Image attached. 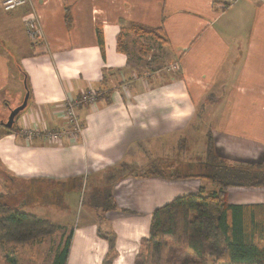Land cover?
<instances>
[{"label": "crops", "instance_id": "1", "mask_svg": "<svg viewBox=\"0 0 264 264\" xmlns=\"http://www.w3.org/2000/svg\"><path fill=\"white\" fill-rule=\"evenodd\" d=\"M1 1L0 122L22 102L24 83L30 91L15 129L5 132L0 124V176L11 186L45 184V192L55 197L59 187L67 195L88 188L93 176L88 210L79 222L61 223L64 215L51 207L41 210L42 215L34 214L56 227L67 226L70 240L64 264H102L108 244L98 229L115 234L111 264H135L156 208L200 187L214 190L205 178L170 179L144 175L145 171L119 177L117 171H108L130 160L133 166L145 162V149L160 152L161 167L177 163L176 159L197 164L194 156L178 158L172 152L179 151L178 146L184 152L187 147L200 152L203 164L210 136L216 157L226 163L264 161V0L230 4L227 0H28L11 11H3ZM28 17L38 26L34 40L25 32ZM120 25H125L127 53L116 49ZM133 26L148 32L162 27L167 42L155 43L152 54L144 51L152 61L144 62L129 50L126 35ZM97 28L104 38V57ZM140 36L138 42L143 44ZM89 89L100 95L96 104L77 108L83 130L76 140L46 144L39 134L25 138L23 126L40 132L58 130L63 125L62 102ZM99 178L105 183L113 180L110 192L117 206L104 214L91 203ZM140 194L147 198L140 199ZM226 200L235 205L264 204V188H229ZM19 203L24 208L26 197ZM0 264H4L1 256Z\"/></svg>", "mask_w": 264, "mask_h": 264}, {"label": "trees", "instance_id": "2", "mask_svg": "<svg viewBox=\"0 0 264 264\" xmlns=\"http://www.w3.org/2000/svg\"><path fill=\"white\" fill-rule=\"evenodd\" d=\"M65 12L69 24L68 9ZM124 26L120 25L116 49L127 53L123 43ZM130 30L139 35H151L160 43L167 42L161 26L151 32L139 26ZM96 34L101 56L104 57L103 34L98 28ZM27 91H30L29 87ZM97 92L99 96L100 91ZM205 155L206 161L203 164L198 162L199 166L206 165L202 173L183 175L174 168L148 169L144 173L170 179L205 178L214 190L205 192L200 187L195 193L177 196L156 208L151 213L148 237L140 240L135 264H264V204L235 205L226 200L229 188H264V161L254 165L225 164L214 156L210 136L206 138ZM193 165L187 167L193 170ZM92 204L101 209V214L117 209L110 191L94 197ZM55 228L48 220L0 202V242L28 243ZM97 234L108 244L102 264H111L116 256L115 234L99 229ZM69 240L70 236H67L52 264H64Z\"/></svg>", "mask_w": 264, "mask_h": 264}, {"label": "rangeland", "instance_id": "3", "mask_svg": "<svg viewBox=\"0 0 264 264\" xmlns=\"http://www.w3.org/2000/svg\"><path fill=\"white\" fill-rule=\"evenodd\" d=\"M136 35L139 36V34H136V33L133 34V32L132 33L127 32L126 36H127L129 50H131L134 57L138 55L140 56L141 59L144 60V62H145V58H149V59L151 58V61H152L153 60L152 56L144 55V51L146 54H149V53L152 54L153 52H150V47L155 45V43H158L159 45L160 42L156 40L154 37H152L151 35L145 36L146 35L145 34V35L140 36L141 38L140 41L144 42L143 44H140L138 42L139 41L138 36ZM142 38H146V39L148 38L151 41H145V40H142ZM137 50L139 53H137ZM60 109L62 110V105H60ZM5 117L6 116L3 113V118L5 119ZM78 120L80 121V128H81L80 130H83V122L80 119V117L78 118ZM2 121L4 122V120ZM42 139L46 144H56V143L60 144L63 139L70 141L67 138H63L60 142H52L47 138H42ZM198 148L199 147H194L195 150ZM155 149L158 150V148H155ZM178 150L179 151H172L173 153L178 154V158H181V157L188 158V157L194 156V160H192L194 161V163L196 162L198 163L202 161V157H201L202 154L200 152L191 151V149L188 147L186 151L184 152L181 149V146H178ZM142 154L145 159V162L142 161L140 163L139 161V163H136V166H133L134 163H132L130 160V163L128 165L122 164L118 166L117 168H114L113 170L110 169L108 171L109 172L117 171L115 175H118V176L120 174L124 176H128V175L133 176L134 174L140 173L142 171L146 172L147 169H156V168H161V169H166V170H170L174 168V170H177V172L182 173L183 175L189 174V173L205 172L204 166L203 165L199 166L200 163L193 165L195 166V168L193 170H190V168L187 167L188 162H186L187 164L180 163L183 161L182 159H176L177 163L171 164L169 166H168V163H165L164 166L161 167L158 165L159 164L158 157H159L160 152H153L152 149L150 151H147L145 149V152ZM214 156L216 157L215 153H214ZM195 158H197V160H195ZM216 158H220V157L217 156ZM184 160L188 161L189 159H184ZM221 161H223L225 164L232 165V163H228V162L226 163L225 160H221ZM145 168L147 169L144 170ZM115 175H111V177H115ZM92 178L93 176L90 175L89 177L90 181L87 186L88 188L84 187L83 189H81L80 192L75 190V191L70 192L67 195L64 192L59 191L60 187L57 188L58 189L57 193L60 195L58 197H55L51 192H45V190L48 188V186H46L45 184H39L38 182L32 181L31 183H18L17 182V184L11 186L9 185L8 179L4 178L1 175L0 184L2 188L0 190V195H1L0 202L5 203V204H12L13 207H17L21 211H25L27 213H32V214H38V215H42L41 210L51 207L52 208L51 210L53 212L62 213L64 215V218L60 219L61 223L64 222L69 225H72L74 223L79 222L81 214L84 211L86 212V210H88L86 202L88 200V193L90 190ZM180 180H189V179H180ZM106 181H107L106 183L101 182V179H100L98 180V182L95 183V186L99 188V190H98V193L96 192L92 193L91 203H93L94 197L98 195L101 196L102 193L111 191V187H112L111 185H112L113 180L108 178ZM102 186L104 187L102 188ZM11 187L13 188V190H11ZM62 193L66 195L62 196ZM140 195H141L140 199L145 200L147 198L144 194H140ZM25 197H26L27 205L24 208H22L23 204H20L19 201ZM44 199H48V200H44ZM66 227H67L66 225L56 227L51 233L46 234L44 236H39L38 238L28 243L14 244V243H7V242L1 241L0 242V256H1L2 262H4V264H9V263L11 264H52L54 260V255L59 250L62 249L63 244L67 236L69 235L68 228ZM62 229L64 231H62ZM60 238H61V242L58 245Z\"/></svg>", "mask_w": 264, "mask_h": 264}, {"label": "built area", "instance_id": "4", "mask_svg": "<svg viewBox=\"0 0 264 264\" xmlns=\"http://www.w3.org/2000/svg\"><path fill=\"white\" fill-rule=\"evenodd\" d=\"M237 0H227V3H233ZM28 0H2L1 8L3 11H11L22 5H25ZM26 34L34 40L38 34V26L36 22L28 17L23 22ZM175 68V66H173ZM98 92L97 90H87L81 92L80 95L75 99L66 98L62 102V121L63 125L54 131H42L38 129L30 130L28 127L23 126L21 129L26 139H31L34 135L39 134L42 138H47L52 142H60L63 138H67L71 141L76 140L82 133L80 130V121L78 120L77 108L79 106L94 105L97 101ZM42 133V134H40Z\"/></svg>", "mask_w": 264, "mask_h": 264}, {"label": "water", "instance_id": "5", "mask_svg": "<svg viewBox=\"0 0 264 264\" xmlns=\"http://www.w3.org/2000/svg\"><path fill=\"white\" fill-rule=\"evenodd\" d=\"M24 88H25V94H24V97L22 99V102L17 105L15 108L11 109L10 112H9V115L6 119V121H1L0 124L6 128V129H10L13 125H14V122L17 118V116L24 110V108L26 107V104H27V100H28V96H29V93L28 91L26 90V84L24 83Z\"/></svg>", "mask_w": 264, "mask_h": 264}]
</instances>
